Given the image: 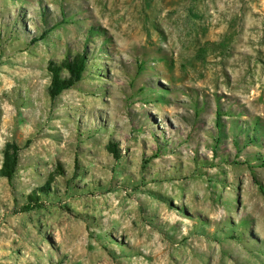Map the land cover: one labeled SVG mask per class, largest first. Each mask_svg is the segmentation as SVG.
Masks as SVG:
<instances>
[{"label": "rangeland", "instance_id": "374dc122", "mask_svg": "<svg viewBox=\"0 0 264 264\" xmlns=\"http://www.w3.org/2000/svg\"><path fill=\"white\" fill-rule=\"evenodd\" d=\"M9 144L0 264H264V0H0Z\"/></svg>", "mask_w": 264, "mask_h": 264}, {"label": "trees", "instance_id": "16d2710c", "mask_svg": "<svg viewBox=\"0 0 264 264\" xmlns=\"http://www.w3.org/2000/svg\"><path fill=\"white\" fill-rule=\"evenodd\" d=\"M65 24V20L56 23L53 27H49L40 39L33 41L34 44L39 41H43L52 32ZM88 55L85 53L76 54L75 56H68L66 60L61 63L50 62L48 66V73L51 77V85L49 87V96L52 101L58 99L64 92L74 89L80 84L86 73L88 72L89 64ZM223 115V114H222ZM218 118H221V112L218 113ZM22 148L16 144H9L4 152V160L2 168L0 170V176L5 178L9 183L13 181L18 171V158ZM110 152L113 155H118L119 148L110 144ZM261 193L264 195V188L261 184H258ZM42 206L40 204L39 197H30V201L21 208V213H29L35 209H39Z\"/></svg>", "mask_w": 264, "mask_h": 264}]
</instances>
